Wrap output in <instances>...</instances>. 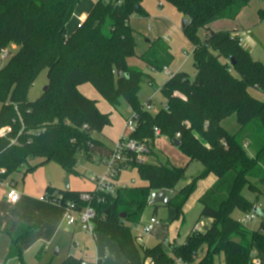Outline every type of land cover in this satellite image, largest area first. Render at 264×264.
Returning a JSON list of instances; mask_svg holds the SVG:
<instances>
[{
  "label": "trees",
  "instance_id": "16d2710c",
  "mask_svg": "<svg viewBox=\"0 0 264 264\" xmlns=\"http://www.w3.org/2000/svg\"><path fill=\"white\" fill-rule=\"evenodd\" d=\"M81 1L0 0V53L10 44L19 46L0 68V129L11 128L8 135L0 136V181L38 158L42 160L38 166L56 162L68 174L83 177L80 165L102 164L111 157L115 147L94 137L111 123L110 115L79 89L91 84L111 107L126 102L135 122L129 140L145 144L149 155L155 156L150 144L158 129L160 136L179 141L189 162L203 165L200 174L177 190L187 167L168 159L140 161L137 152L125 150L124 170L136 169L146 185L122 186L114 193L90 191L95 233L109 236L120 247L124 264H177L178 260L216 264L221 254L225 264H250L255 246L264 255V209L257 205L259 196H264V101L250 92L264 94V63L253 59L235 32L212 30L217 21L236 20L252 0H165L188 20L183 30L194 47L195 77L185 71L174 73L161 88L167 102L156 114L139 99L142 83L151 75L131 61L162 71L172 65L174 55L161 38L151 41L146 53L137 52V31L130 17L148 15L144 0H97L68 34L67 25ZM259 17L264 20V9ZM202 30L205 39L200 37ZM44 70L47 89L30 101V88ZM232 115L240 126L233 134L222 126ZM209 175L216 181L199 198L202 210L194 225L202 218L211 220L204 231L192 230L177 246L159 242L146 247L137 242L133 229L141 223L154 192L167 190L171 197L167 206L176 209L179 219L200 180ZM244 190L256 194V199L247 198ZM82 193L46 188L51 199L61 196V204L72 201L80 208L87 205L80 200ZM235 210L258 216L259 228L236 219ZM36 229L22 224L10 235L6 262L22 260L21 243ZM203 246L206 253L197 260ZM83 263L69 256L60 264Z\"/></svg>",
  "mask_w": 264,
  "mask_h": 264
},
{
  "label": "rangeland",
  "instance_id": "374dc122",
  "mask_svg": "<svg viewBox=\"0 0 264 264\" xmlns=\"http://www.w3.org/2000/svg\"><path fill=\"white\" fill-rule=\"evenodd\" d=\"M95 1L96 0H82L78 4L69 22L67 28L68 33H71L72 30L70 29H72L73 25H75L80 19L79 17L82 14L89 12ZM143 7L148 14L147 16H143L140 13H133L130 17L131 25L137 31V52L139 54L146 53L149 50L151 41H155L157 38L163 39L165 36V42L170 46V49L175 56L173 67H169L170 71H185L191 78H194L195 69L192 57L193 45L188 40L183 30V22L186 20L185 15L180 13L171 3L165 0H144ZM261 9H264V0L251 1L248 10L252 14L250 16L251 18H258V26H254L253 29L247 33L249 36H251V34L256 35L255 45H257V47L253 48V52L251 54L253 59L264 62V20L261 21L259 18V11ZM217 24L215 25V28L220 27V23ZM255 29L256 33H254ZM206 36L207 33L202 30L200 32V37L205 39ZM18 49V45L10 44L7 48L2 50L0 53V68L9 62ZM184 50L187 51L185 54ZM4 52H7V56L2 58V54ZM131 63L140 66V68L145 69V71L151 75V77L144 79L139 92V99L141 103L145 105L146 109H148L152 114H156L166 105V97L161 91V88L170 77L167 76L163 70L161 71L147 68L144 63L136 59H132ZM233 74L239 77L235 70H233ZM151 82L153 85H151ZM47 85L48 75L47 70H44L30 88L29 100L34 101L39 98ZM84 86H88L89 88H93V90H95L91 84H86ZM88 92L89 91H86V93ZM94 92H96L95 97L100 98V100L107 105L101 95L97 93V91ZM250 92L255 97L264 101L263 93L255 89H251ZM88 98L96 100L92 98V96H89ZM1 105L2 104L0 103V109ZM98 108L101 112L102 110L105 111L102 106H98ZM110 108L112 109L109 113L111 123L106 127L104 132H94V137L103 139L109 145L113 146L115 144L112 139H129L130 130L126 126V119L133 115V111L123 100L120 102L117 109L111 106ZM222 126L232 134L236 133L240 128L235 115L226 118L222 122ZM10 132L11 128L8 127L7 135ZM104 134L107 135V138ZM11 140L12 142H16V139ZM150 147L155 152V156L152 158L149 154H147L149 157L148 159L153 160L154 157L161 161H166L168 159L173 165L178 167H187L186 178L179 182L177 190L184 187L190 181L191 177L200 174L203 170V165L200 161L193 160L189 162L188 156L179 148V146H176L174 142L165 136H156L154 143L150 144ZM137 156L138 159L142 161L146 160L145 154L138 153ZM41 161L42 160L39 158L31 161L30 166H26L20 172H15L3 179V185L5 186L12 181H16L19 189L25 190L27 195H30V197L38 199L39 196H43L45 194L47 186H53L57 189H65L66 181L70 182V189L72 190H90L94 186L92 178L95 175L101 177L105 174V169L102 166L83 163L80 165V171L85 172V175L83 177H78L68 174L65 169L56 162H49L38 166ZM213 178L214 175H209L208 177L200 180L197 189L189 197L183 207L184 216L179 219L176 218V209L173 206L168 207L159 204L158 207H154L152 205H148L144 211L141 223L133 229V234L136 237H139L141 235V227L144 224H147L152 217H156L160 224L154 228L153 232L149 236L143 237L144 245L146 247H153L162 241H172L170 245L177 246L178 241L173 240L184 239L190 232L202 210L199 198L208 189V187H210ZM93 180L95 183V179ZM110 182L114 184L115 189L122 186L146 185V182L140 178L136 169L124 170L119 179L110 180ZM2 188L3 187L0 185V190ZM261 190L264 192V185L261 186ZM0 195L4 196V192H0ZM244 195L250 200L256 199V194L248 190H244ZM2 196H0V200ZM44 202L49 203V201ZM257 205L259 208L264 209L263 195L259 196ZM9 206L10 205L6 204L5 209ZM0 215H3L2 210H0ZM15 216L16 213L14 210L9 212L6 211L3 215L4 218L8 217V219H13ZM233 216L244 222L251 229L259 228L260 218L256 215L253 220L245 221L247 214H244L240 210H235ZM201 220L206 223V226L210 225L208 219L202 218ZM65 230L66 229L64 228L63 231L60 232L55 242L56 245H60L61 247V253L59 255L55 254L57 247L54 246L55 244L48 245L50 241L49 231L46 230L40 233L37 228L33 235L26 238L22 242V260L13 261L11 264H60L66 258L69 251L75 257L83 259L85 263L122 264L126 261V257L120 247L112 241L109 236L100 233H96L95 236H93V234L85 232L81 227L76 230L74 235H72V231L70 234L65 233ZM40 236H42L43 240H38ZM46 246H48L47 250L42 252V248H46ZM205 251L206 246H203L198 253L197 260L204 255ZM258 260L261 261L260 264H264V255L259 248L255 246L250 264H258ZM216 264H225L223 254L217 257Z\"/></svg>",
  "mask_w": 264,
  "mask_h": 264
},
{
  "label": "crops",
  "instance_id": "0c3cea01",
  "mask_svg": "<svg viewBox=\"0 0 264 264\" xmlns=\"http://www.w3.org/2000/svg\"><path fill=\"white\" fill-rule=\"evenodd\" d=\"M248 7L244 8L243 11L241 12V14L238 16V18L236 20H234V21H231V20H220V21H217V22L213 23L212 24V30L213 31H231V32H235L238 35V37L240 38L242 46L245 47L246 49H248L250 51V53L252 54L253 48L257 47V45H255V43H256V35L255 34H251V36H249L247 32H250L253 29L254 26L255 27L258 26V21H257L258 18L257 17H254V18L250 17L252 14L249 12ZM87 14H88V12L82 14L79 17L80 19L76 22L75 25H73V28L70 29V30H72L71 33L76 29V27L81 22H83V20L87 16ZM261 21H263V20H261ZM263 22H261V23H263ZM217 23H220V27L219 28H217V27L215 28V25ZM68 25H69V23H68ZM68 25H67V28H68ZM71 33H68V34H71ZM254 33H256V29H255ZM163 40L164 41L166 40L165 36H164ZM193 50H194V47H193ZM185 52H187V51L184 50V54H185ZM192 53H193V51H192ZM174 62H175V56H174V61H173L172 65H171L172 67H173ZM169 71H170V69H169ZM170 72H172V71H170ZM176 72H178V70H175L174 72H172V74H174ZM151 85H153L152 82H151ZM83 87L81 86L79 88L80 91L85 96H88V97L92 96V98L96 99V101H98V106L99 107L102 106L104 108V110H105V111L102 110V112H104V113H110L111 112L112 109L110 108V105L105 100L104 101L107 103L108 106L106 104H104V102H102V100H100V98L95 97V93L96 92H94V91H96V90H93V88H89L88 86L85 87L84 85H83ZM86 91H89L90 93L89 92L86 93ZM105 129H104V131H105ZM104 135L107 138V135L106 134H104ZM112 140H113L114 144L116 145V143L119 142L121 139L120 140L112 139ZM115 145H113L112 147H115ZM150 156L153 158L152 155H150ZM145 158H146L145 161H149V162L156 161V157H154V159L151 160V159H148L149 158L148 155H145ZM97 165L98 166H102L105 169L104 163L97 164ZM81 172L83 173V176H84L85 172H83V171H81ZM121 174H120V176H121ZM120 176H119V178H120ZM96 178H98L97 175H95L92 178V182H93V185H94L92 189H90V190H74V191H82V192L93 191L94 188H95V183H94L93 179H96ZM215 181H216V177L214 176V178L211 181L210 187L215 183ZM3 184L4 183L2 181H0V185H1V187H3L0 190V192H4V196L0 195V196H2L1 200H0V210H2V214L3 215L5 214L6 211L9 212V211L14 210L15 213H16V216L13 219L12 218L8 219V217L4 218L3 215H0V264H2V263L10 264V263L6 262V257H7V254H8V251H9V247H10V244H11L10 235L14 234L16 232V230L18 229V227L20 225H22V224L27 225V226H36V228H38V232H40V233L43 232V231L48 230L49 231V235H50V241H49L48 245H54L55 244L54 246H57L55 254L59 255L61 253V247H60V245H56L55 242H56L57 237L59 236L60 232L63 231V229L65 228L66 229L65 233L70 234V232L72 231L71 233H72V235H74V233L79 228V226H69V225H67V223L65 221V218H64L65 210H64V208L62 206H60L58 204L51 203V202L45 203L44 201L41 200V198L46 194V191H45V194L43 196H39V198L37 199V198L30 197V195H27L25 190L19 189L17 187L18 183L16 181L15 182L12 181V182H10L9 184H7L5 186ZM10 185L15 186L16 189L19 191L20 199H19V201L17 203H11L8 200V198H7V192H8V189H9ZM50 187H53V186H50ZM210 187H208V188H210ZM53 188H55V187H53ZM55 189L56 190H63V189H57V188H55ZM6 204H8L10 206L6 207V209H5V205ZM197 220L195 221L194 225L196 224ZM200 222H203L204 229H205L207 227L206 223L203 220H200L198 223H200ZM209 222L211 224L212 221L209 220ZM194 225L191 228L190 232L193 230ZM95 234H93V236H95ZM188 234L186 235V237L188 236ZM186 237L184 239H179V240L174 239L173 241H178V245H181V244H183L185 242ZM38 240H43L42 236H40ZM162 242L167 246L172 241L171 242L162 241ZM21 245H22V243H21ZM47 248H48V246H46V248H42V252L46 251ZM205 253H206V251H205ZM205 253H204V255H205ZM69 256H74V255H72L70 253V251H69L67 256H66V258L69 257ZM202 257H200V259ZM200 259H198V260H200ZM124 263H126V261ZM124 263H122V264H124ZM105 264H115V263H105Z\"/></svg>",
  "mask_w": 264,
  "mask_h": 264
},
{
  "label": "built area",
  "instance_id": "2783aa9c",
  "mask_svg": "<svg viewBox=\"0 0 264 264\" xmlns=\"http://www.w3.org/2000/svg\"><path fill=\"white\" fill-rule=\"evenodd\" d=\"M97 1V0H96ZM7 56V52H4L2 54V58H5ZM165 74L169 77H172V72L169 71L168 68H165L163 70ZM126 126L130 130V133L135 130V122L133 120V116L129 117L126 120ZM8 133V127H4L0 130V136H6ZM155 135L160 136V131L158 129H155ZM125 150H132L139 154H145L147 155L149 153V149L145 144H138L131 140H123L121 139L119 142L116 143L115 149L111 157L104 162L105 166V174L101 177H98L95 179V188L93 191L101 193V192H110L114 193L115 188L114 184L110 182V180H116V175L120 172L122 173L124 169L126 168V162L123 159V153ZM140 160V159H138ZM142 161V160H140ZM7 198L11 203H17L20 199L19 191L16 189L15 186L10 185L8 192H7ZM93 199V195L90 192H84L80 195V200L87 205L85 207H79L76 203L72 201H67L64 204H61L60 201L62 200L61 196H55V199H51L47 194H45L41 200L42 201H49L54 204H58L62 206L65 210V221L67 225L69 226H79L81 227L85 232L89 234H95V224L94 220L96 218V211L91 205V201ZM255 218L254 214H249L245 217V221H251ZM160 222L156 217H152L150 221L147 224H144L141 227L140 233L141 235L137 237V242L139 244H143V237L149 236L154 228L159 225ZM204 224L203 222L198 223L193 231L200 232L204 231ZM258 264L261 263L260 260L257 261ZM86 264V263H83ZM146 264H149V261L146 262ZM177 264H183L181 261H177Z\"/></svg>",
  "mask_w": 264,
  "mask_h": 264
},
{
  "label": "water",
  "instance_id": "95a60500",
  "mask_svg": "<svg viewBox=\"0 0 264 264\" xmlns=\"http://www.w3.org/2000/svg\"><path fill=\"white\" fill-rule=\"evenodd\" d=\"M187 23H188V20H185L183 22V28L186 27ZM46 89H47V87L45 88V90ZM174 143H175L176 146H179V144H180L177 139L174 140ZM69 188H70V183H69V181H66V189H69ZM170 200H171V197L169 196L167 190L163 189V190L154 192L152 194V197H151V200L149 202V205L153 206V205H156V204H161V205L167 206L169 204ZM256 210L257 209H255V212H257Z\"/></svg>",
  "mask_w": 264,
  "mask_h": 264
}]
</instances>
